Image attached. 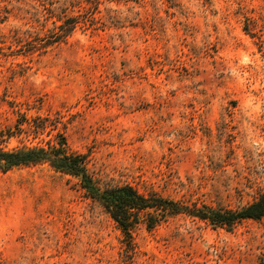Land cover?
<instances>
[{"label": "rangeland", "instance_id": "374dc122", "mask_svg": "<svg viewBox=\"0 0 264 264\" xmlns=\"http://www.w3.org/2000/svg\"><path fill=\"white\" fill-rule=\"evenodd\" d=\"M65 137L101 188L241 209L264 194V0H0V148ZM0 264H264V218L133 242L75 178L0 171Z\"/></svg>", "mask_w": 264, "mask_h": 264}, {"label": "trees", "instance_id": "16d2710c", "mask_svg": "<svg viewBox=\"0 0 264 264\" xmlns=\"http://www.w3.org/2000/svg\"><path fill=\"white\" fill-rule=\"evenodd\" d=\"M42 164L78 180L88 197L106 210L131 244L133 232L141 223L152 230L170 217L181 214L209 223L214 228L227 229L245 220L261 221L264 218V194L241 209H230L206 204L188 205L156 192L144 194L129 184L101 188L90 173L86 155L71 152L63 136L49 147L0 148V171L4 173Z\"/></svg>", "mask_w": 264, "mask_h": 264}]
</instances>
